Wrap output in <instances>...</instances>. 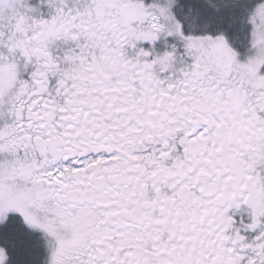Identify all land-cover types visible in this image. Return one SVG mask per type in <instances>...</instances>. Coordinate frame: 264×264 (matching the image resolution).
I'll use <instances>...</instances> for the list:
<instances>
[{"label":"snow or ice","instance_id":"6c2138e0","mask_svg":"<svg viewBox=\"0 0 264 264\" xmlns=\"http://www.w3.org/2000/svg\"><path fill=\"white\" fill-rule=\"evenodd\" d=\"M0 264H264V0H0Z\"/></svg>","mask_w":264,"mask_h":264}]
</instances>
